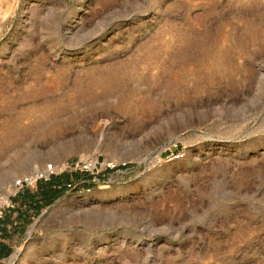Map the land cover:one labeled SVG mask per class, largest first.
<instances>
[{
	"label": "rangeland",
	"instance_id": "1",
	"mask_svg": "<svg viewBox=\"0 0 264 264\" xmlns=\"http://www.w3.org/2000/svg\"><path fill=\"white\" fill-rule=\"evenodd\" d=\"M79 160L0 264H264V0H0V201Z\"/></svg>",
	"mask_w": 264,
	"mask_h": 264
},
{
	"label": "crops",
	"instance_id": "2",
	"mask_svg": "<svg viewBox=\"0 0 264 264\" xmlns=\"http://www.w3.org/2000/svg\"><path fill=\"white\" fill-rule=\"evenodd\" d=\"M85 179L90 180L88 176L79 173L60 174L53 177L49 182L40 181L35 183L30 188L26 189L21 196L12 199V202H14L12 205L13 209L6 210L3 220L0 221V263L8 259L13 253L12 246L8 243V239L12 238L10 224H6L8 220L16 218V221H20L24 224L33 213H38L44 207L47 208L53 205L57 200L66 196L70 192L66 188L67 183L79 182V184L83 186L91 184L89 180L84 183ZM56 197L59 198L55 200L53 204L49 205ZM10 223L13 224V222Z\"/></svg>",
	"mask_w": 264,
	"mask_h": 264
},
{
	"label": "built area",
	"instance_id": "3",
	"mask_svg": "<svg viewBox=\"0 0 264 264\" xmlns=\"http://www.w3.org/2000/svg\"><path fill=\"white\" fill-rule=\"evenodd\" d=\"M175 159H182L184 156L183 154H176ZM126 164H116L113 162H108V163H100L99 161H77L76 163H73L70 166V169L74 172V173H84L86 174V176H88L89 179H85L84 183L87 182V180H89L91 183L94 182H99L100 178H101V174L105 171H112L118 168H123L125 167ZM63 170H58V168L50 163L47 164L44 168L42 169H38L37 171H35L33 174L25 176L21 179H18L15 182V192L14 195L19 194V193H23L26 189L30 188L31 186H33L35 183L37 182H49L51 181V179L55 176H58L60 174H62ZM78 185H82V184H77L75 182H69L66 185V188L69 191H74L77 189ZM9 207H12V205H10ZM7 207H5V203L3 201H0V221L3 220L4 218V214H5V210Z\"/></svg>",
	"mask_w": 264,
	"mask_h": 264
},
{
	"label": "trees",
	"instance_id": "4",
	"mask_svg": "<svg viewBox=\"0 0 264 264\" xmlns=\"http://www.w3.org/2000/svg\"><path fill=\"white\" fill-rule=\"evenodd\" d=\"M59 197H56L53 199V201L51 203H49V205L53 204L55 202V200H57Z\"/></svg>",
	"mask_w": 264,
	"mask_h": 264
}]
</instances>
